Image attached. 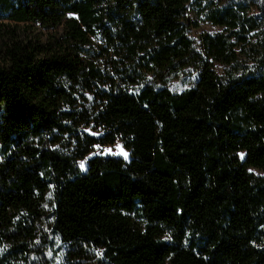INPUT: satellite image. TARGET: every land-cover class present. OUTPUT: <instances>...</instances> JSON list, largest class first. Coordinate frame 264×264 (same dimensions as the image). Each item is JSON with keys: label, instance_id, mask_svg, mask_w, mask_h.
Here are the masks:
<instances>
[{"label": "trees", "instance_id": "1", "mask_svg": "<svg viewBox=\"0 0 264 264\" xmlns=\"http://www.w3.org/2000/svg\"><path fill=\"white\" fill-rule=\"evenodd\" d=\"M252 3L0 0V264H264Z\"/></svg>", "mask_w": 264, "mask_h": 264}, {"label": "rangeland", "instance_id": "2", "mask_svg": "<svg viewBox=\"0 0 264 264\" xmlns=\"http://www.w3.org/2000/svg\"><path fill=\"white\" fill-rule=\"evenodd\" d=\"M216 3L218 0H214ZM252 4L249 8V14L255 15L258 18V32H264V0H252ZM189 18L192 22V26L190 28L191 37L198 42L199 36L202 32L213 33L218 31L220 28L218 26L213 25L205 16L204 12L196 13L195 11L189 12ZM170 86L174 88L176 86V81H172ZM94 153H100L102 155H113L120 156L124 159H128L129 153L126 151L120 142H116L113 145H105L102 147H97ZM126 153V155H125ZM92 155V154H91ZM254 172H259L258 170L250 169ZM92 264V263H88Z\"/></svg>", "mask_w": 264, "mask_h": 264}, {"label": "snow or ice", "instance_id": "3", "mask_svg": "<svg viewBox=\"0 0 264 264\" xmlns=\"http://www.w3.org/2000/svg\"><path fill=\"white\" fill-rule=\"evenodd\" d=\"M125 155H126V153H125ZM81 167H83V164H81Z\"/></svg>", "mask_w": 264, "mask_h": 264}]
</instances>
